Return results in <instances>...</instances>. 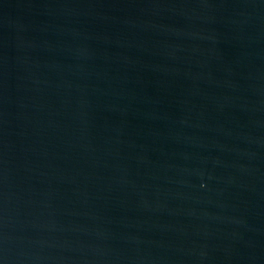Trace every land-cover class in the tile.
Wrapping results in <instances>:
<instances>
[{"label": "water", "instance_id": "obj_1", "mask_svg": "<svg viewBox=\"0 0 264 264\" xmlns=\"http://www.w3.org/2000/svg\"><path fill=\"white\" fill-rule=\"evenodd\" d=\"M0 264H264V0H0Z\"/></svg>", "mask_w": 264, "mask_h": 264}]
</instances>
